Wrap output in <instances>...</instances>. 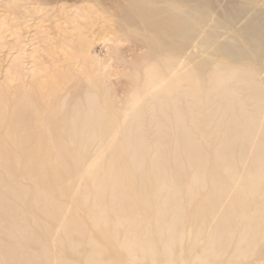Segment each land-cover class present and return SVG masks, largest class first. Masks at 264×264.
<instances>
[{
    "label": "bare ground",
    "instance_id": "bare-ground-1",
    "mask_svg": "<svg viewBox=\"0 0 264 264\" xmlns=\"http://www.w3.org/2000/svg\"><path fill=\"white\" fill-rule=\"evenodd\" d=\"M123 1L112 15L119 18L120 26L124 23L141 33L148 46L143 60L145 78L137 83V98L128 109L132 112L118 116L113 97L91 79L72 91L73 107L63 110V104L47 103L52 111L47 119L43 112L36 114V101L20 96L13 112L18 119L7 124L11 125L7 136L11 131L14 145L5 146L9 154H0V191L5 192L0 194V241L6 235L22 249L16 251L0 242V247L4 246L0 264H51L46 238L39 241L38 255L25 249L28 241L38 238L26 217L21 216L25 207L33 209L38 226L41 212L62 223L61 240L69 247L76 248L75 233L83 237L89 264H177L184 263L187 256L194 258L193 264H216L214 261L227 253L233 239L238 238L234 251L237 258L246 256L264 239L262 60L252 59L226 40L215 52L230 58L227 64L208 69L210 61L198 62L196 53L212 46L213 25H209L207 40L202 41L200 23H192L182 7L199 0ZM244 14L237 10L231 20L239 22ZM261 17H249L240 30L261 35ZM239 63L244 69L237 66ZM54 71L52 74L58 73ZM43 80H38L41 91ZM53 97H48L50 102ZM148 113L152 130H147ZM202 113L207 114L206 119L198 118ZM0 117L4 120L7 114L0 111ZM202 126L211 135L218 130L219 137L204 134ZM21 130L28 136L22 134L20 138ZM29 141L39 148L38 154L23 161L22 153L11 154L12 149L21 151L23 143ZM91 148L95 149L93 153ZM70 161L74 162L72 166ZM83 165L93 173L88 179ZM24 180L32 183L25 185ZM126 180L128 185L124 184ZM183 180L189 196H204L201 201L189 200L188 205L196 206L197 211L183 212L182 196L172 195L182 190L176 184ZM73 193L75 201L65 202ZM29 195L33 203L27 201ZM12 215L13 219L3 225L6 222L2 224L1 220ZM186 222L190 226L186 227ZM187 228L196 231L189 247L184 245ZM44 233L51 236L47 228ZM202 240L206 244L201 247ZM197 247L200 249L195 250Z\"/></svg>",
    "mask_w": 264,
    "mask_h": 264
},
{
    "label": "rangeland",
    "instance_id": "rangeland-1",
    "mask_svg": "<svg viewBox=\"0 0 264 264\" xmlns=\"http://www.w3.org/2000/svg\"><path fill=\"white\" fill-rule=\"evenodd\" d=\"M124 2L123 0H0V111L7 114L4 120H2L3 117H0V154H9L5 146L7 147V144L10 147L14 145L11 131L9 132V136H7V131L10 130V124H7L10 120L13 121L18 119V115L14 117L15 113L13 114V112L16 103L19 102L21 98L20 96H23L22 94H24L25 97L29 96V100L31 98L36 101L37 103H34L35 110L37 111L36 114L43 112V118L47 119L50 114L52 115V111L49 106H47V103L51 105L56 103L63 104V110H67L70 106L73 107L71 103L72 99L70 98L72 91L74 88H77L79 84L91 79L99 82L104 92H108L110 97H113L118 116L122 117L125 113L131 114L132 111H128V109L133 104L134 99L137 98L135 95V90L138 87L137 83H143L145 78L143 60L147 54L148 46L143 36L139 35L141 33L134 32V27H128L124 25V23H121V27L119 18L112 15V12L119 11V4H123ZM182 9L187 12L185 16L190 17L192 23H200L199 38L202 39V41L207 40L209 25H213V38L215 41H213L212 38V46L203 48L200 52L196 53V60L198 62L210 61L208 66L210 68L208 69L219 68L221 64H227V61L229 62L231 59L223 54H221L223 56H217L215 52L218 44L227 40L231 45L245 50L243 53H247L252 59L262 60L259 77L264 81V33L261 35L259 34V36H253L248 34V32H242L240 30L242 26L248 23L247 20L249 17L260 15L262 16L261 18H264V0H234L232 3L227 0H199L185 5ZM237 10H243L245 13L244 19L242 18L239 22L231 20V17H236L234 14L237 13ZM80 37L83 38L82 41ZM230 37H233V39H230ZM78 46L80 48H78ZM47 55L49 56L48 58ZM60 56H62V58H60ZM68 57L69 59H67ZM51 58L54 61L50 60ZM41 62L43 64H40ZM50 63L51 66L49 65ZM13 64L14 66L17 64L16 66L21 67H13ZM44 65L49 69H46ZM68 65H70V70ZM206 65H208L207 62ZM237 66L244 69V66L240 63ZM245 66L249 65L245 64ZM180 68L181 67L177 69ZM43 69L44 72H42ZM71 69L76 72H73ZM206 69L207 67H205V70ZM12 70L14 71L12 72ZM17 71L20 74L16 73ZM52 71L58 73L52 74ZM37 73L39 75H37ZM223 73H225V71H223ZM10 74L12 75L9 78L8 75ZM17 75L20 77L18 80L16 78ZM43 75L46 76L44 77ZM66 76L68 78H65ZM39 77H41V79ZM50 77L52 79H50ZM53 77L54 80L57 78L56 81L58 82H54ZM42 78H44L43 81H47H42L43 86H41V88H44H42L41 91L39 87L41 83L38 82H41ZM9 79H13L12 81L16 79V81L12 82ZM21 79L22 81H20ZM20 83L21 87L24 85L25 88H21L19 85ZM26 84H28V86ZM35 84H37V86ZM49 85L51 86L49 87ZM26 86H30L31 88L29 87V89ZM35 88L38 89L36 90ZM22 89H24V91H22ZM52 95L54 97L50 102L48 97ZM32 100L31 102H33ZM149 116L148 113L146 115L147 130H152V126L149 123ZM198 118L206 119L207 114L202 113ZM200 121L201 120H198V122ZM121 123H123V119ZM6 125L8 126L7 130H5L7 127ZM202 129L204 134L207 133L209 137H219L217 134L218 130L211 135L206 127L202 126ZM24 132L25 131L21 130L18 136L20 138L22 134L28 136V134ZM2 143H4V146L1 145ZM22 148L21 151H17L16 148L12 149L11 154L20 155V153H22L20 156L23 161L26 157L28 159L30 155L39 153V148L32 145L30 141L24 142ZM94 150V148H91L90 152L93 153ZM55 151L54 149L53 152L55 153ZM90 154L91 153H89V155ZM69 163L71 166L74 164L73 161ZM170 163L173 164L172 158H170ZM82 167L85 168L83 170L85 171L84 175H86L87 179L90 175H93L88 167L85 165ZM221 170L223 171V169ZM24 183L25 185H30L32 182L30 180H24ZM129 183V180H126L124 184L128 185ZM240 184L239 180L238 186ZM32 185L35 184L33 183ZM107 185L111 186L112 184ZM176 185H181L180 188H182V190L172 193V195L179 194L182 196L184 202L183 212L188 213L193 210L197 211L198 209L196 206L193 207V205H188L189 200L193 199L191 202L201 201L204 196L201 194L189 196L186 192L187 185L185 180ZM33 192L34 188L31 189V195ZM4 193V191H0L1 195ZM203 193L204 192H202V194ZM29 196L27 197V201L33 203V197ZM75 198L76 195L73 193L70 197L67 196L65 198V202L75 201ZM208 198L211 199V197ZM61 201L64 200L61 198ZM142 204L141 202L140 205ZM209 206L210 205L207 204L206 208H209ZM6 210H8V208L4 211ZM252 210L254 211V208H252ZM80 212L83 213V208H81ZM10 214H13V212ZM34 214L32 208L26 207L21 213V216L24 215V217H26L32 232L38 237L36 241H31L30 243L28 241L25 249L38 255L41 246L39 241L46 238L45 242H47L49 246L48 252L51 254V264H89L86 262L85 258L87 244H85L83 237L75 233V238L78 240L76 248L69 247L65 241L61 240V236H64L62 223L51 220L48 216V212H41L40 217L42 220H40V226H38L34 223ZM194 215L195 214H193V216ZM12 219L13 215L11 217L6 216L1 221L2 224L6 222L3 224L6 225L7 221H11ZM191 220L194 219L192 218ZM190 224L191 223L186 222V227L190 226ZM106 226H108V224H106ZM46 228L51 232V236L49 237H45L44 230ZM187 231L188 236L184 238V245L189 247L191 246L190 240L194 237L196 231L195 229L190 231L189 228H187ZM189 233H191V235ZM2 239L3 240L0 242L11 245L12 249L16 251H21L22 247L15 239H9L6 235L2 236ZM237 239L238 238L233 239L232 246L228 249L227 253L215 260L214 263L264 264V255L262 254L264 239H261L255 247H251L253 250L249 249L246 256L240 258H237L236 252H234ZM205 244L206 242L204 240L200 242L201 247ZM195 245L196 243H194V246ZM3 248L4 246H1L0 250H3ZM199 249L200 247L195 248V250ZM102 256L105 257L106 254ZM176 263L193 264L194 258L187 256L184 263H180L179 261H176Z\"/></svg>",
    "mask_w": 264,
    "mask_h": 264
}]
</instances>
